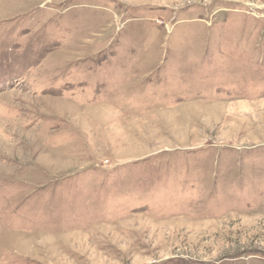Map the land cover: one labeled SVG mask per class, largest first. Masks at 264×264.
<instances>
[{
	"label": "rangeland",
	"instance_id": "obj_1",
	"mask_svg": "<svg viewBox=\"0 0 264 264\" xmlns=\"http://www.w3.org/2000/svg\"><path fill=\"white\" fill-rule=\"evenodd\" d=\"M0 264H264V0H0Z\"/></svg>",
	"mask_w": 264,
	"mask_h": 264
}]
</instances>
